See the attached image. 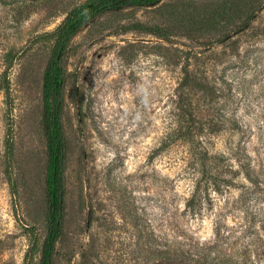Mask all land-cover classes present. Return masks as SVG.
I'll return each mask as SVG.
<instances>
[{
    "label": "rangeland",
    "instance_id": "obj_1",
    "mask_svg": "<svg viewBox=\"0 0 264 264\" xmlns=\"http://www.w3.org/2000/svg\"><path fill=\"white\" fill-rule=\"evenodd\" d=\"M85 1L0 0V264L32 245L39 261L43 77L51 32ZM240 1L126 6L71 40L56 264H264V0Z\"/></svg>",
    "mask_w": 264,
    "mask_h": 264
},
{
    "label": "trees",
    "instance_id": "obj_2",
    "mask_svg": "<svg viewBox=\"0 0 264 264\" xmlns=\"http://www.w3.org/2000/svg\"><path fill=\"white\" fill-rule=\"evenodd\" d=\"M159 1L161 0H86L83 4L71 9L51 32L55 36V41L43 77V121L47 140V165L45 171L46 234L39 250L38 264H56V248L63 233L65 142L61 113L65 70L61 64L62 57L77 33L85 25L101 15L126 6L141 8ZM238 2L241 3L240 0ZM5 88L9 89L8 80ZM190 133V130L186 131L185 129L183 134L179 131L177 135L186 137ZM203 177L211 181L209 183L213 187L220 189L221 182H223L222 174L216 171L214 173L207 171L204 167L202 171ZM198 182L199 184L195 186L191 197L186 203L192 215L197 213V204L205 199L200 181ZM229 182L230 188L238 184L233 177L230 178ZM25 229L29 231L33 227L28 228L25 226ZM30 233L34 235V232ZM33 246L30 247L26 256V264H30V261L33 260Z\"/></svg>",
    "mask_w": 264,
    "mask_h": 264
}]
</instances>
